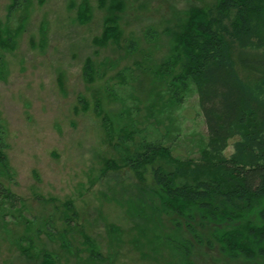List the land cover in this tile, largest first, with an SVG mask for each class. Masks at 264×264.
Instances as JSON below:
<instances>
[{"label":"rangeland","instance_id":"1","mask_svg":"<svg viewBox=\"0 0 264 264\" xmlns=\"http://www.w3.org/2000/svg\"><path fill=\"white\" fill-rule=\"evenodd\" d=\"M210 1L0 0V183L18 198L0 201V264H264L228 258L212 226L198 241L123 159L143 137L197 158L196 88L173 99L155 67L176 18Z\"/></svg>","mask_w":264,"mask_h":264},{"label":"trees","instance_id":"2","mask_svg":"<svg viewBox=\"0 0 264 264\" xmlns=\"http://www.w3.org/2000/svg\"><path fill=\"white\" fill-rule=\"evenodd\" d=\"M26 1L11 0L9 9ZM166 35L170 45L155 72L177 101L188 82L195 86L206 129L204 145L197 158L181 159L160 140L143 137L126 150L124 163L138 181L148 169L161 208L183 218L198 241L201 235L195 227L212 226L211 237L228 258L264 257L262 0H212L191 6ZM133 44L128 45L130 51ZM138 82L143 87L141 79ZM231 139L232 151L225 155ZM124 140L131 141V135ZM17 199L0 183L1 202L13 206Z\"/></svg>","mask_w":264,"mask_h":264}]
</instances>
